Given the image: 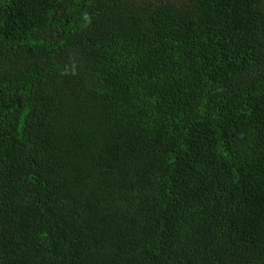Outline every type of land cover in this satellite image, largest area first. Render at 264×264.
Here are the masks:
<instances>
[{"label": "trees", "instance_id": "obj_1", "mask_svg": "<svg viewBox=\"0 0 264 264\" xmlns=\"http://www.w3.org/2000/svg\"><path fill=\"white\" fill-rule=\"evenodd\" d=\"M0 264H264V0H0Z\"/></svg>", "mask_w": 264, "mask_h": 264}]
</instances>
